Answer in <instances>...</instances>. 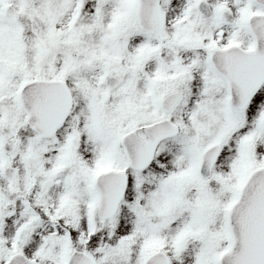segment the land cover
Returning a JSON list of instances; mask_svg holds the SVG:
<instances>
[{"label":"snow or ice","instance_id":"snow-or-ice-1","mask_svg":"<svg viewBox=\"0 0 264 264\" xmlns=\"http://www.w3.org/2000/svg\"><path fill=\"white\" fill-rule=\"evenodd\" d=\"M0 264H264V0H0Z\"/></svg>","mask_w":264,"mask_h":264}]
</instances>
